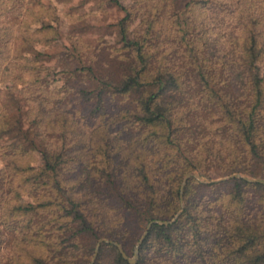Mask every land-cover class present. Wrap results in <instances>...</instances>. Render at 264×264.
<instances>
[{"label": "trees", "instance_id": "1", "mask_svg": "<svg viewBox=\"0 0 264 264\" xmlns=\"http://www.w3.org/2000/svg\"><path fill=\"white\" fill-rule=\"evenodd\" d=\"M128 1L107 3L115 43L62 45L48 73L56 8L0 0V81L26 125L6 141L0 105V264H89L100 239L129 256L189 172L207 182H185L133 264H264V186L212 181L264 174V0ZM93 264L128 263L102 243Z\"/></svg>", "mask_w": 264, "mask_h": 264}, {"label": "rangeland", "instance_id": "2", "mask_svg": "<svg viewBox=\"0 0 264 264\" xmlns=\"http://www.w3.org/2000/svg\"><path fill=\"white\" fill-rule=\"evenodd\" d=\"M25 1L26 3H29L33 0ZM39 1L46 7H55L60 17V20L57 24V29L60 36L59 43L54 44L50 48L44 47L41 49L44 54L50 55L49 58L40 60V63L46 69V72L53 73L57 72L60 69L62 61L60 60L59 52L62 50V45L68 46L69 44L73 43L81 51L83 57H86L92 52V49L98 44L99 40L103 39L107 41L108 44L116 42L117 37L115 24L117 23L121 14L116 8L112 7L111 5H107L109 0ZM118 1L124 6L129 3L128 0ZM184 1L185 0H177V4L182 5ZM98 2L104 4L102 9H97L96 4ZM18 44L19 43L16 40L9 42V46L12 48L15 46L18 47ZM16 89L18 90V87ZM0 105L4 107L7 112V129L11 130L9 134L10 137L6 138L5 140H14L16 139V137L20 136L17 131L19 127H21L22 130H24L26 127V125H23L20 121L23 111V105L16 93V90L7 89L5 83L2 81H0ZM30 136L31 135H29V138ZM32 154L33 158L30 160L31 166L37 168L39 166L38 157L35 153ZM189 173H192L197 178H194L195 180H198L200 182H207L202 177H199V174L197 172ZM241 176L246 177L244 175ZM221 178H217L212 181ZM257 179L264 181V174H260ZM132 249L129 256L125 254L129 259L132 257Z\"/></svg>", "mask_w": 264, "mask_h": 264}, {"label": "water", "instance_id": "3", "mask_svg": "<svg viewBox=\"0 0 264 264\" xmlns=\"http://www.w3.org/2000/svg\"><path fill=\"white\" fill-rule=\"evenodd\" d=\"M190 178H195L197 179L192 173H187L182 181H181V184H180V187H179V206H180V211L177 212L169 221H159V220H153V221H149L145 228H144V231L142 232L140 238L138 239V241L136 242V244L133 246V249H132V257L129 259L126 257L125 253L123 252V250L121 249L120 245L116 244V243H112V242H109L105 239H100L96 242L95 244V248H94V252H93V255H92V258L90 260V263L89 264H93L94 262V259L96 257V254H97V251H98V248H99V245L104 243V244H111L113 245L118 253L120 254L121 258L123 260H125L128 264H133L135 263V261L137 260V256H138V248L139 246L141 245V243L143 242V240L145 239V237L147 236V233L149 231V229L151 228V226L153 225H162V226H167V225H170L171 223H173L177 218L178 216L180 215L181 213V210L183 208V205H182V191H183V187H184V184L185 182L190 179ZM233 178H241V179H244L245 181L247 182H251V183H259L261 185L264 186V181H261V180H258V179H250V178H247V177H243L239 174H231L229 176H226L224 178H221V179H218V180H215L213 182H218V181H226V180H229V179H233Z\"/></svg>", "mask_w": 264, "mask_h": 264}]
</instances>
